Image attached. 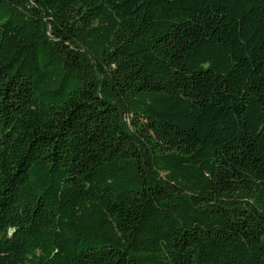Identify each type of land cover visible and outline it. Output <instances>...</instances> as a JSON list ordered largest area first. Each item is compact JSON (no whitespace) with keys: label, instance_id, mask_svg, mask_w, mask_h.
Wrapping results in <instances>:
<instances>
[{"label":"trees","instance_id":"1","mask_svg":"<svg viewBox=\"0 0 264 264\" xmlns=\"http://www.w3.org/2000/svg\"><path fill=\"white\" fill-rule=\"evenodd\" d=\"M0 264H264V0H0Z\"/></svg>","mask_w":264,"mask_h":264}]
</instances>
